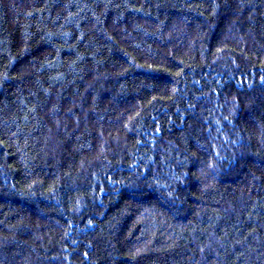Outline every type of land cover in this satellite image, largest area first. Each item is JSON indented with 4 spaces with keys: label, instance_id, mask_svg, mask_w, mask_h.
<instances>
[{
    "label": "trees",
    "instance_id": "trees-1",
    "mask_svg": "<svg viewBox=\"0 0 264 264\" xmlns=\"http://www.w3.org/2000/svg\"><path fill=\"white\" fill-rule=\"evenodd\" d=\"M0 264H264V0H0Z\"/></svg>",
    "mask_w": 264,
    "mask_h": 264
}]
</instances>
